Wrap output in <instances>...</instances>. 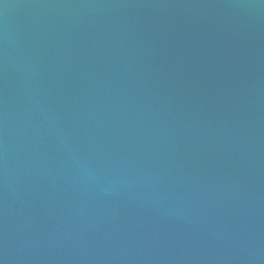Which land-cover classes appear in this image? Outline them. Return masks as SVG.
I'll use <instances>...</instances> for the list:
<instances>
[{
    "label": "water",
    "instance_id": "obj_1",
    "mask_svg": "<svg viewBox=\"0 0 264 264\" xmlns=\"http://www.w3.org/2000/svg\"><path fill=\"white\" fill-rule=\"evenodd\" d=\"M0 264H264V0H0Z\"/></svg>",
    "mask_w": 264,
    "mask_h": 264
}]
</instances>
